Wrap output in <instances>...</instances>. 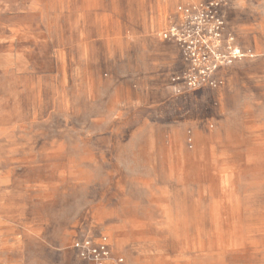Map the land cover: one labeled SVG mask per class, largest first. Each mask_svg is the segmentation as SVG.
I'll list each match as a JSON object with an SVG mask.
<instances>
[{
    "label": "crops",
    "instance_id": "0c3cea01",
    "mask_svg": "<svg viewBox=\"0 0 264 264\" xmlns=\"http://www.w3.org/2000/svg\"><path fill=\"white\" fill-rule=\"evenodd\" d=\"M234 22L244 42L235 45L252 57L221 69L223 83L244 67L251 76L264 68V16ZM63 24L59 12L33 0H0V264H79L68 258L71 252L83 263L72 250L82 235L105 236L114 259L122 246L114 222L122 221L129 187L123 175L147 146L183 134L175 112L209 90L175 93L170 77L182 68L179 52L173 43L148 38L112 40L129 48L115 51L121 55L103 78L96 62L83 61L81 38L51 39L50 31ZM51 45L57 47L54 68ZM255 126L256 134L264 132V123ZM83 156L93 159L83 172L84 195ZM48 157L61 161L21 160ZM67 157L77 163L68 175Z\"/></svg>",
    "mask_w": 264,
    "mask_h": 264
},
{
    "label": "rangeland",
    "instance_id": "374dc122",
    "mask_svg": "<svg viewBox=\"0 0 264 264\" xmlns=\"http://www.w3.org/2000/svg\"><path fill=\"white\" fill-rule=\"evenodd\" d=\"M201 1L207 0H33L35 7L64 17V29L51 30V39L68 44L81 38L83 61L96 62L103 78L106 65L121 55L115 51L129 48L112 40L165 42L161 33L178 9ZM229 2L230 33L233 28L236 43L243 44L234 20L264 16V0ZM56 49L51 45L53 68ZM250 72L244 67L214 91L197 92L190 105L175 112V126L183 134L176 132L171 142L165 135L162 144L147 146L144 157L133 159L138 165L123 175L129 187L120 207L122 221L114 222L122 241L115 259L127 264H264V132L255 133V123H264V68L253 76ZM21 160L55 166L61 161ZM91 160L80 159L83 195L88 184L83 172ZM74 161L66 158L67 175ZM68 258L83 264L72 252Z\"/></svg>",
    "mask_w": 264,
    "mask_h": 264
},
{
    "label": "built area",
    "instance_id": "2783aa9c",
    "mask_svg": "<svg viewBox=\"0 0 264 264\" xmlns=\"http://www.w3.org/2000/svg\"><path fill=\"white\" fill-rule=\"evenodd\" d=\"M229 0H207L187 3L178 9V16L170 20L161 33L164 41L177 48L182 68L170 77L177 90H215L221 85L217 73L247 57L249 50L235 45L228 30L225 10ZM76 257L85 264H123V259H113L104 237L98 240L82 235L72 244Z\"/></svg>",
    "mask_w": 264,
    "mask_h": 264
}]
</instances>
